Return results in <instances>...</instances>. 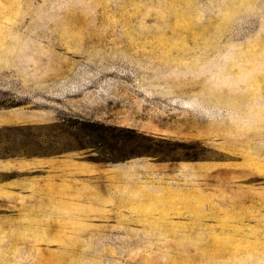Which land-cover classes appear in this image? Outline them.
<instances>
[{
    "label": "rangeland",
    "instance_id": "1",
    "mask_svg": "<svg viewBox=\"0 0 264 264\" xmlns=\"http://www.w3.org/2000/svg\"><path fill=\"white\" fill-rule=\"evenodd\" d=\"M1 180L0 264H264V0H0Z\"/></svg>",
    "mask_w": 264,
    "mask_h": 264
},
{
    "label": "crops",
    "instance_id": "2",
    "mask_svg": "<svg viewBox=\"0 0 264 264\" xmlns=\"http://www.w3.org/2000/svg\"><path fill=\"white\" fill-rule=\"evenodd\" d=\"M27 172L34 175L40 176L42 180H46L55 191H57V184L59 182L61 191L65 193V187L67 186V192L63 195L66 200V205L69 207L73 204L72 194L74 186H81L82 184L87 185V183H96V186L100 188L102 192L104 190L105 177L109 174V170H106V166L102 163H91L84 160L73 159L72 155L61 156V157H41L32 160L31 165H27ZM80 182H77V180ZM76 184V185H74ZM85 185V186H86ZM9 186L4 181H0V203L6 204V197H8L9 192L7 189ZM99 192V189H96ZM79 192V188H77ZM12 195V194H10ZM54 197V201L57 203L60 201V197ZM86 199V196H83ZM3 205V204H2ZM72 208H70L71 210ZM68 209V212L70 211Z\"/></svg>",
    "mask_w": 264,
    "mask_h": 264
},
{
    "label": "trees",
    "instance_id": "3",
    "mask_svg": "<svg viewBox=\"0 0 264 264\" xmlns=\"http://www.w3.org/2000/svg\"><path fill=\"white\" fill-rule=\"evenodd\" d=\"M121 130H122V129H121ZM121 130H119V131H121ZM123 130H124V129H123ZM123 130H122V131H123ZM124 131H126V130H124Z\"/></svg>",
    "mask_w": 264,
    "mask_h": 264
}]
</instances>
